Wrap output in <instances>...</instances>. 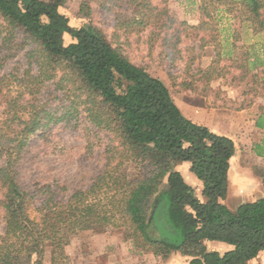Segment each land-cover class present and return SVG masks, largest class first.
<instances>
[{"label":"trees","instance_id":"trees-1","mask_svg":"<svg viewBox=\"0 0 264 264\" xmlns=\"http://www.w3.org/2000/svg\"><path fill=\"white\" fill-rule=\"evenodd\" d=\"M67 1L0 0L6 36H22L20 49L32 47L25 53L27 68L0 76V264H44L47 252L51 264H60L78 232L110 235L118 229L134 251L150 252L159 263L172 253L188 264L255 260L264 252V198L235 209L224 204L234 142L186 118L164 82L134 64L102 30L72 28L59 12ZM97 1L115 15L118 32L139 35L151 28L148 37L161 35V48L172 42L181 53L179 25L171 29V17L161 20L167 14L151 0ZM215 6L231 7L230 14L244 17L264 37V0H200L202 25ZM83 9L89 13V6ZM199 33L197 41L211 43L207 31ZM208 79L207 70L190 65L181 77L193 91ZM55 100L67 104L50 105ZM80 117L95 131L115 135L117 143H108L89 187L68 196L54 181L23 188L18 167L31 140L55 127L76 129L73 120ZM183 163L201 182L197 193L176 169ZM32 208L37 218L30 217ZM206 242L230 249L220 253Z\"/></svg>","mask_w":264,"mask_h":264},{"label":"rangeland","instance_id":"rangeland-1","mask_svg":"<svg viewBox=\"0 0 264 264\" xmlns=\"http://www.w3.org/2000/svg\"><path fill=\"white\" fill-rule=\"evenodd\" d=\"M151 3L158 10L166 12L167 15L161 17V20L166 21L167 17H171L172 22L169 24L173 26L171 29L179 25L177 34L180 44L176 48H179L180 54L176 53L172 42L166 43L161 48V35L159 38L156 35L148 37L151 28H146L139 35H126L125 32H118L119 29L115 27V15L111 11L103 9L97 0H68L64 7L59 8V12L68 18L72 28L78 29L90 25L102 30L113 46L121 50L134 64L146 68L153 76L160 78L168 87L172 97L176 99L182 96L181 77L189 65L191 69H195L209 61L230 64L231 60L220 58L223 51L217 49L219 45L224 44L226 40L230 42L231 37H234L233 41L236 37H241L240 43H248L253 39L250 37L252 29L249 22L239 15L234 17L235 12L230 14L226 10V8H231L229 6L209 7V16L202 19L205 21L202 25L200 20L202 15L199 10L200 0H151ZM88 6L89 13L83 9ZM200 29L207 31V34L211 36V43L203 46L201 44L203 41L201 43L197 41L201 38L200 33L197 35V31ZM194 32L196 35L193 34ZM7 33L6 25L0 20V76H4L13 67L27 68L25 53L32 49L28 43L23 49L22 47L20 49L18 44L24 40L23 37L17 35L15 39H9L6 36ZM193 37H195L194 40ZM182 40L184 41L182 42ZM65 41L69 43L71 38L66 36ZM215 45H217V51L213 55L211 54L212 50L207 47H215ZM167 53L170 56L171 53H174V59L164 58ZM31 69L36 72L34 66ZM57 95L61 96L62 93L58 92ZM178 103L177 106L182 111V105L179 106L180 101ZM51 104L56 106L67 103L55 100ZM73 122L76 124V129L55 127L51 132H46L43 138L37 136L31 140L24 160L18 167L19 180L23 188H34L36 183L43 185L54 181L58 185L66 187L67 192L64 196H68L75 190L89 187L91 177L103 168L108 143L110 140H113L114 145L117 143L115 135L95 131L83 121L82 117L77 121L73 120ZM183 174L186 175L185 172ZM190 175L193 177L192 173ZM30 217L37 218L34 208L30 211ZM3 227L4 225L0 223V234ZM85 240L82 239L83 246L80 249L82 251L87 246ZM77 242L81 244V240L78 238L77 241H73L65 247L64 259L60 261V264H71L72 261L79 264L81 257L77 255L79 253L77 252L79 246ZM66 252L71 259L66 256ZM44 262L51 264L49 252L46 253ZM254 264H264V252H261Z\"/></svg>","mask_w":264,"mask_h":264},{"label":"crops","instance_id":"crops-1","mask_svg":"<svg viewBox=\"0 0 264 264\" xmlns=\"http://www.w3.org/2000/svg\"><path fill=\"white\" fill-rule=\"evenodd\" d=\"M251 32L253 39L248 43H240L241 37H236L235 41L231 37L230 42L226 40L217 48L223 51L221 59H229L231 64L234 60L239 61L236 67L223 69L225 63L205 62L200 67L210 73L211 79L200 82L195 91L182 85L181 98L172 97L176 105L180 101L181 112L186 118L234 142L224 200L230 209L255 198H264V37L260 32ZM216 47L207 48L214 55ZM243 70L246 73L240 75ZM176 169L197 193L201 182L190 175L189 164L183 163ZM78 238L81 240V244L77 242L79 264H188V260L177 253L159 263L150 252L134 251L122 229L110 235L82 231L74 235L70 243ZM82 239H86L84 251L80 250ZM206 246L220 253L230 249L219 242H206ZM66 256L71 259L68 253ZM255 260L248 264H254Z\"/></svg>","mask_w":264,"mask_h":264}]
</instances>
